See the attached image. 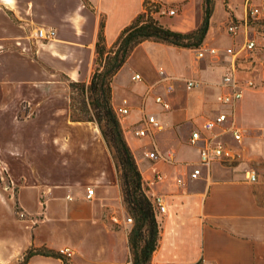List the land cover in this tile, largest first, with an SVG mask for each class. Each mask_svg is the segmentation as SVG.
I'll return each instance as SVG.
<instances>
[{"label":"crops","instance_id":"obj_1","mask_svg":"<svg viewBox=\"0 0 264 264\" xmlns=\"http://www.w3.org/2000/svg\"><path fill=\"white\" fill-rule=\"evenodd\" d=\"M152 1L177 7V14L168 19L154 14L171 30L191 32L203 21L204 0ZM221 1L226 20L211 40L219 35L228 43L208 41L214 6L200 48L223 50L222 60L215 62L210 54L200 58L198 49L145 41L112 80L114 109L128 108L119 116L126 140L150 196L165 208L158 215L160 241L150 264H264V58L256 60L247 79L255 88L247 89L234 107L224 105L223 78L232 72L238 78L239 72L238 54L226 50L232 45L238 51L242 43L245 49L248 39L241 28L233 37L224 26L247 24L249 10L244 0ZM144 2L0 0V46L5 47L0 51V74L5 72L8 79L0 84V120L6 122L0 131L7 146L5 155L0 142V167L22 211L39 215L36 227L49 224L73 235L50 248L70 249L74 264H128L130 228L110 151L96 123L72 121L71 91L63 75L88 83L96 68L102 20L106 44L112 46L144 11ZM40 28L54 30V38H38ZM160 71L173 83V92L167 91ZM190 79L199 86L187 88ZM158 95L170 102V110L155 102ZM222 113L227 120L212 135L229 156L202 166L201 175L192 179L202 147L189 144L192 132ZM149 116L159 127L147 137L133 134ZM232 127L242 131L241 141L235 140ZM153 150L161 159L147 156ZM250 170L256 172L257 182L246 178ZM88 188L94 190L91 198ZM30 200L38 204L37 213L28 206Z\"/></svg>","mask_w":264,"mask_h":264},{"label":"trees","instance_id":"obj_2","mask_svg":"<svg viewBox=\"0 0 264 264\" xmlns=\"http://www.w3.org/2000/svg\"><path fill=\"white\" fill-rule=\"evenodd\" d=\"M215 0H204V18L191 32L171 30L144 9L120 33L112 46H107L102 20L96 43V68L90 81L76 82L63 75L71 91V119L74 122H94L110 151L117 171L123 203L133 219L128 230L130 256L128 264H150L160 241L161 223L157 200L150 194L132 148L128 144L120 117L112 104V80L127 62L134 49L145 41H154L179 48L199 49L206 38L214 12ZM235 21V20H234ZM76 92L82 96L78 110L92 116L81 117L76 112ZM59 259L71 264V257L62 251L42 246H30L18 264H29L34 256Z\"/></svg>","mask_w":264,"mask_h":264},{"label":"rangeland","instance_id":"obj_3","mask_svg":"<svg viewBox=\"0 0 264 264\" xmlns=\"http://www.w3.org/2000/svg\"><path fill=\"white\" fill-rule=\"evenodd\" d=\"M231 1L235 2L236 0ZM244 3L246 6H248L249 11L251 9L259 10L264 4V0H244ZM172 7L175 8V5ZM175 9L177 10V7ZM226 9H228L227 6ZM163 16H167V19L169 17L167 14ZM224 20H226V14L223 2L221 0H216L214 15L215 24L212 28L210 38L208 40L211 44L226 45L228 43V40L226 38H219V35H217L216 41L212 42L211 40L214 36H216V34H219L218 29L221 28L219 26ZM229 23L231 22L226 23L224 26L225 33L228 31L227 28ZM241 30L245 33L246 39H255L257 45L259 46L258 49H254L250 52L243 49L242 43L239 45L238 51H236V49L234 48V46L232 47V45L230 48H228V51L226 50V53H229V55L231 52L238 54L239 60L236 62L239 69L238 79L242 82H245L247 79H250V76L252 75L251 72H254L256 60L264 58V20H253L248 16L247 28L241 27ZM231 36L236 37V35ZM233 40L235 42V39ZM208 46L209 45H207L206 47ZM2 50H5V47L0 46V51ZM196 52L197 51H195L194 54H196ZM220 53L223 54V50L219 51V56L217 58L212 57V60L215 62H219L220 60H222V54ZM189 59H191V56L189 57ZM7 80L8 79L5 72L3 74H0V84L5 83ZM74 97L77 114L81 117H85L87 115L92 116L91 113L85 114L78 110L82 101V96L79 94V92H76ZM19 117H21V114ZM8 124H10V122H7V125ZM5 125L6 122L0 120V129H3ZM97 128L99 129L98 125ZM5 139L6 136L4 138L2 131H0V142L2 145V150L6 155L7 146H5ZM15 195L16 193L9 188V178L7 174H5L3 168L0 167V264H18L19 260L23 257L24 252L30 246L45 245L47 247H50V244L59 245L73 238L72 234L62 229L58 230V227L56 226L41 224L36 227L40 219L39 215L24 213L18 205L16 198L14 197ZM27 204L30 207L31 211H33V213L38 212L39 207L35 201L30 200ZM129 217H131L129 214L126 215L125 225L131 228L134 222H127V219ZM57 250L62 251V249ZM69 251L72 252L70 249ZM21 254L22 256L20 257V259L17 260ZM51 260L56 259L38 255L34 256L32 264H57L55 261ZM70 261L71 264H74V259L72 260V257Z\"/></svg>","mask_w":264,"mask_h":264},{"label":"built area","instance_id":"obj_4","mask_svg":"<svg viewBox=\"0 0 264 264\" xmlns=\"http://www.w3.org/2000/svg\"><path fill=\"white\" fill-rule=\"evenodd\" d=\"M144 9L147 11H150L151 15L154 16V14H161V15H168V16H174L177 14V10L175 8L169 9L167 6L153 2L152 0H145L144 2ZM248 16L250 19L253 20H264V6H261L259 10L251 9L248 13ZM241 27H247V24H240L236 22H231L228 25V33L232 35H236ZM37 36L40 39L43 40H50L54 38L55 31L54 30H46L44 28H40L37 30ZM257 47V43L255 39H247L245 43V49L252 51ZM207 54H210L212 57L217 58L219 56V50L216 48H199L197 55L198 57L202 58L205 57ZM233 54V53H231ZM160 74L163 75V78L166 79L164 71H160ZM135 79L140 80V75H135ZM166 82V88L167 91L173 92L174 91V85L171 81H168L167 79L164 80ZM223 85L225 87V92L222 95V103L224 105H229L231 107H234L244 96V92L247 89L255 88L256 84L253 80H247L245 82L239 81L238 78L235 76L234 72L231 74H228L224 76L223 78ZM199 86V82L196 80H187L186 81V87L189 89H193L195 87ZM155 102L162 106L165 110L171 109V104L168 100H166L163 96L158 95L155 97ZM128 113V108H119L117 110V114L119 116L126 115ZM227 120V115L225 113L219 114L214 119H208L203 122L201 126L196 128L191 135V138L189 140V144L191 145H197L199 143H202V147L200 150V161L198 163V166L195 167L194 171L191 174L192 179H197L201 175V167L202 166H210L213 162L223 158L224 156H229L228 152L226 151V148L223 144L219 142H215V137L212 135V132L222 126V124ZM143 122V126L136 127L132 130L133 134H135L138 137H147L150 135L154 129L159 127V122L156 120L154 116L146 117ZM231 132L233 133V136L236 141L242 140V131L232 127ZM147 156L156 161L161 159V155L156 150H153L147 154ZM246 178L251 182H257L258 176L256 172L250 170L246 172ZM94 194V190L91 188H88L87 190V197L91 198ZM157 204L159 207L160 212H164L165 208L160 203L159 200H157ZM117 223H120L118 220L115 219ZM126 222V221H125ZM127 222L132 223L133 219L129 217L127 219ZM62 252L64 254H67L71 256V252L69 249H62Z\"/></svg>","mask_w":264,"mask_h":264}]
</instances>
